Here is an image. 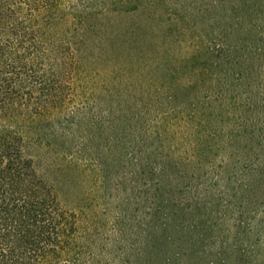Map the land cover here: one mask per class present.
Wrapping results in <instances>:
<instances>
[{
  "label": "trees",
  "instance_id": "trees-1",
  "mask_svg": "<svg viewBox=\"0 0 264 264\" xmlns=\"http://www.w3.org/2000/svg\"><path fill=\"white\" fill-rule=\"evenodd\" d=\"M115 1L0 0V264H101L90 256V231L36 170L24 147L25 131L12 126L27 122L35 127L68 110L74 99L71 79L81 67H100L105 80L113 75L108 93L115 96L117 77L134 72L148 58L157 60L160 37L126 33L119 18L110 19L120 11L113 8ZM232 3L233 18L226 15L225 3L219 7L214 27L218 33L214 38L199 34L198 50L175 69L196 79L182 89L183 97L204 90L212 109H221L228 99L227 110L242 119L240 129L227 131V141L216 146L223 153L224 191L216 190V184L192 183L199 181L194 167L183 176L164 175L169 157L161 125L167 118L155 119L151 156L139 150L134 167L140 180L151 172V264H194L193 249L203 237L197 226L205 221L213 223L210 234L222 239L213 244L221 251L209 252L217 257L210 264L217 259L227 264L230 256L237 264H257L252 249L256 245L245 248L239 237L246 230V216L233 210L230 198L264 192V0ZM156 86L163 90L162 84ZM163 91L169 92L168 101L178 100V91ZM182 106L194 109L192 103ZM212 133L210 140L220 134ZM195 137L200 134L194 135L192 150L199 161H210L205 158L211 151ZM229 234L230 245L222 248ZM166 242L175 247L161 256L156 246Z\"/></svg>",
  "mask_w": 264,
  "mask_h": 264
},
{
  "label": "rangeland",
  "instance_id": "rangeland-1",
  "mask_svg": "<svg viewBox=\"0 0 264 264\" xmlns=\"http://www.w3.org/2000/svg\"><path fill=\"white\" fill-rule=\"evenodd\" d=\"M222 1L116 0L113 8L120 11L110 19L119 18L128 34L151 33V38L160 37L157 60L151 62L148 58L134 72L117 77L115 96L108 93L113 75L105 80L98 70L100 67H81L71 79L69 87L73 89L74 99L68 110L48 117L47 122L37 123L35 127L29 128L27 122L12 126L25 131L24 147L36 170L55 188L62 205L73 211L80 224L90 231V256L101 264H151V199H148L151 172L140 180L135 176L134 167L139 150L151 156V123L155 119L167 118L161 125L164 154L169 157L164 175L183 176L194 167L198 174L194 178L199 181L192 183L216 184V190L224 191L220 179L224 176L223 153L216 146L227 141V131L240 129L242 119L227 110L228 99L223 101L221 109H212L210 99L204 95L207 92L201 90L200 84L197 86L201 88L200 93L183 97L182 89L196 79L175 70L182 67L181 61L191 51L198 50L199 34L214 38L218 33L214 27L220 18L219 7L225 3L226 15L233 18L236 8L232 0ZM208 43L214 42L209 39ZM156 84H162L165 91H178V100L168 101L169 92L159 90ZM182 103H192L194 109L189 111ZM214 131L220 134L212 142L210 135ZM197 133L200 134L195 137L198 145L205 144L211 151L205 158H211L210 161H199L202 158L196 149V153L192 150ZM184 185L181 183V190ZM230 199H233V210L246 216V230L239 236L243 246L251 250L250 243L255 244L254 261L264 264V192L261 189L244 192ZM225 200L226 196L222 205ZM189 223L188 220L185 225ZM211 224L205 221L197 226L203 237L193 249L194 264H210L217 257L209 252L221 251L213 248L222 239L210 234ZM231 225L229 222L226 228ZM232 235L224 239L222 248L230 245ZM156 247L161 256L162 253L169 255L175 243ZM227 264H237V260L230 256Z\"/></svg>",
  "mask_w": 264,
  "mask_h": 264
}]
</instances>
